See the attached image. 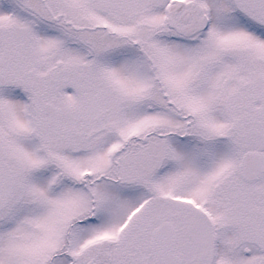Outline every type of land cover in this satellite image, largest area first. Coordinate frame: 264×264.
Returning a JSON list of instances; mask_svg holds the SVG:
<instances>
[{
	"label": "snow or ice",
	"instance_id": "1",
	"mask_svg": "<svg viewBox=\"0 0 264 264\" xmlns=\"http://www.w3.org/2000/svg\"><path fill=\"white\" fill-rule=\"evenodd\" d=\"M0 264H264V0H0Z\"/></svg>",
	"mask_w": 264,
	"mask_h": 264
}]
</instances>
